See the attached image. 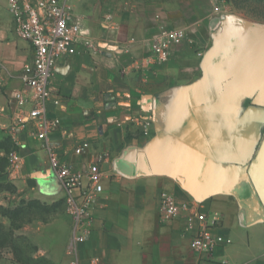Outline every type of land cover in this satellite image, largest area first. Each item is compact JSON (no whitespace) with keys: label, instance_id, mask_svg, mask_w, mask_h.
Returning <instances> with one entry per match:
<instances>
[{"label":"crops","instance_id":"crops-1","mask_svg":"<svg viewBox=\"0 0 264 264\" xmlns=\"http://www.w3.org/2000/svg\"><path fill=\"white\" fill-rule=\"evenodd\" d=\"M10 1L0 0V189L15 192V204L52 208L39 221V254L69 264L65 189L33 125L15 123L13 93L30 94L21 75L33 47L16 35ZM244 13L191 5L159 18L124 10L98 25L76 17L91 44L55 64L48 109L60 124L47 140L84 172L102 155L81 264H198L187 228L194 209L229 240L203 264H264V21ZM206 18L214 23L207 33ZM167 27L188 30L158 64L151 41ZM83 142L89 147L76 154ZM162 193L184 206L167 222Z\"/></svg>","mask_w":264,"mask_h":264},{"label":"built area","instance_id":"built-area-1","mask_svg":"<svg viewBox=\"0 0 264 264\" xmlns=\"http://www.w3.org/2000/svg\"><path fill=\"white\" fill-rule=\"evenodd\" d=\"M8 10L13 18L16 35L27 40L33 47L32 63L24 66L21 75L30 94L26 96L21 91L13 93L18 106L16 127H25L28 123L33 125V135L42 142L48 154L50 168L65 189V212L71 221L66 254L69 256V264H81L78 249L90 235L91 206L102 191L99 168L102 155L98 154L97 160L88 165L86 172L61 160L56 147L47 140L48 134L60 124L59 118L51 115L48 105L51 101L49 80L57 60L76 53L79 46H89V29L76 17L73 18L71 8L65 0H11ZM185 38L186 31L183 28L161 29L151 41V56L156 63H165L172 47ZM53 103L59 102L53 100ZM27 104H30V108L24 113ZM88 147L89 143L83 142L74 152L82 154ZM183 210L184 206L178 204L172 196L161 194V221H170ZM212 225L207 222L206 215L197 209L192 210L187 219V228L194 229L195 232L190 246L199 257L198 264L215 261L213 256L218 248L229 243L228 239L212 230ZM97 261V258H93L94 264Z\"/></svg>","mask_w":264,"mask_h":264},{"label":"rangeland","instance_id":"rangeland-1","mask_svg":"<svg viewBox=\"0 0 264 264\" xmlns=\"http://www.w3.org/2000/svg\"><path fill=\"white\" fill-rule=\"evenodd\" d=\"M70 3L75 17H89L97 25L107 15L111 19L113 14L124 10H150L159 18L166 12L184 11L191 5L213 7L215 11L234 6L257 21H264V0H70ZM213 24L206 18L203 31L207 33ZM170 28L173 27H167ZM12 193L15 192L0 189V264H50L45 255L39 254V221L47 222L53 214L52 208L39 206L35 201L15 204L17 198L13 199Z\"/></svg>","mask_w":264,"mask_h":264}]
</instances>
